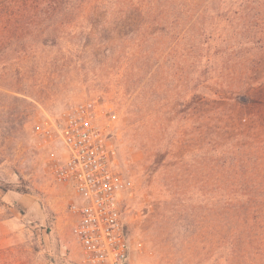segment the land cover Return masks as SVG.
I'll use <instances>...</instances> for the list:
<instances>
[{
	"label": "rangeland",
	"instance_id": "1",
	"mask_svg": "<svg viewBox=\"0 0 264 264\" xmlns=\"http://www.w3.org/2000/svg\"><path fill=\"white\" fill-rule=\"evenodd\" d=\"M171 5L55 18L54 46L0 45V264H81L77 198L53 169L66 113L92 98L117 110V164L134 184L128 264H237L217 195L262 188L264 0Z\"/></svg>",
	"mask_w": 264,
	"mask_h": 264
},
{
	"label": "built area",
	"instance_id": "2",
	"mask_svg": "<svg viewBox=\"0 0 264 264\" xmlns=\"http://www.w3.org/2000/svg\"><path fill=\"white\" fill-rule=\"evenodd\" d=\"M118 127L114 105L92 98L73 106L59 130L66 156L55 165L53 180L76 195L69 210L76 217L72 235L81 248V264L129 261L121 201L134 184L117 164L112 137Z\"/></svg>",
	"mask_w": 264,
	"mask_h": 264
},
{
	"label": "trees",
	"instance_id": "3",
	"mask_svg": "<svg viewBox=\"0 0 264 264\" xmlns=\"http://www.w3.org/2000/svg\"><path fill=\"white\" fill-rule=\"evenodd\" d=\"M173 1L175 0H0V45L26 47L38 43L54 46L57 40L44 36V33L56 26L55 18L80 15H158L174 8L171 5ZM67 23L72 24L70 20ZM34 26L38 27L41 35L30 36ZM262 163L263 157L260 164ZM241 179L246 183L252 181L250 177L244 180L242 176ZM255 180L262 188L244 189L234 194V197L217 195L219 202L224 203V220L235 227V230L230 228L229 232V246L236 249L233 253V256L236 255L235 260H231V263L264 264V176ZM0 190L5 189L0 187Z\"/></svg>",
	"mask_w": 264,
	"mask_h": 264
}]
</instances>
